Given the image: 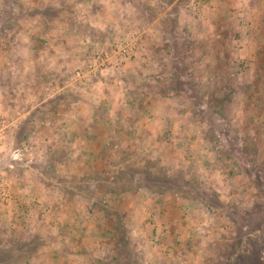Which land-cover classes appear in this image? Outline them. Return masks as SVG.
Listing matches in <instances>:
<instances>
[{"label":"rangeland","instance_id":"1","mask_svg":"<svg viewBox=\"0 0 264 264\" xmlns=\"http://www.w3.org/2000/svg\"><path fill=\"white\" fill-rule=\"evenodd\" d=\"M104 1L0 0V55L56 32L91 46L62 78L39 72L68 86L9 134L0 112V264H264V0H139L130 33ZM4 58V78L28 74Z\"/></svg>","mask_w":264,"mask_h":264},{"label":"crops","instance_id":"2","mask_svg":"<svg viewBox=\"0 0 264 264\" xmlns=\"http://www.w3.org/2000/svg\"><path fill=\"white\" fill-rule=\"evenodd\" d=\"M107 2H109V0L105 2L104 7H106ZM138 2L139 0H135V2H133V0H119V9L121 11L123 10V12L120 11V14H115L113 9L109 7L110 14H107L108 21L106 25H109V29L112 33L116 32V30H114L115 28H121L122 33L126 30H128L129 33L133 32L132 27L130 25H126L129 22L127 21L125 23L128 16H130L131 19L134 18L133 21L135 23L141 24L140 20H137V22L135 20V15H138L134 9L139 4ZM125 10H133L134 12H126ZM137 24H135V26H139ZM155 24L156 20L151 23V26L155 28ZM122 25H124V27ZM178 30L179 28H177L175 33L171 36V42L176 44L186 42V37H184L182 33L180 34ZM96 39L97 38H94L93 40L95 47H93V49H96L98 46ZM88 42H90L88 39L83 41V39H79V37L77 38L76 36L67 35L64 32H56L42 36L39 52H34L33 49H30V46V48H28L26 45V48H24L21 52H12L10 56L0 55L1 58L5 57L4 59H8L9 62L7 63V66L9 67L18 65L20 63L19 58L23 56L24 59L21 61L22 69L24 72L28 73L26 75H24L25 73L19 74V76L15 73L16 75L14 76V72H12L11 68L10 74H7V77L9 78H4L2 68L3 65L0 66V77L2 76L4 78H0V112H2L8 119V134L9 130L12 132L16 122L28 119L29 116H34V112H39V110L44 109V107L47 106L48 99L50 98V96L45 94L47 89L56 85L58 90H62L68 86V84L65 85V82L62 85H59V82H57L58 76L59 78H62V73L71 71V69L74 68L78 62H80V59L83 57V52L86 49L91 48V46L88 45ZM138 63L139 62L136 61L132 65L133 70L139 74L144 73ZM36 64L37 66H35ZM25 69L27 71H25ZM39 72L55 73L57 75V79L55 82L49 81L46 83H40L38 82ZM145 72H147V69ZM61 106H59L58 109H61ZM66 106L68 107V112L66 113L68 115L63 116L65 118L61 121V123H57L56 125V127L59 126L62 129V131H59L62 135L65 130H68L67 125L69 122L79 124L80 121L81 106L79 104H74L72 101H68ZM53 135L54 137L59 138L57 131Z\"/></svg>","mask_w":264,"mask_h":264},{"label":"built area","instance_id":"3","mask_svg":"<svg viewBox=\"0 0 264 264\" xmlns=\"http://www.w3.org/2000/svg\"><path fill=\"white\" fill-rule=\"evenodd\" d=\"M201 0H199L198 4L201 3ZM141 35H138L137 37L134 38V40H138ZM130 48L128 45H123V46H116L110 53L106 52L105 50L100 51L94 56L93 64L97 65V67L104 66L105 63L110 59V56H127L130 53ZM93 72L92 70H82L76 68L74 73H73V80L77 81L84 76L88 75L89 73ZM7 127V122L3 118V116L0 115V153L4 150V145H5V131ZM5 184L2 182L0 179V196L2 199L8 198V194L6 193V189H4Z\"/></svg>","mask_w":264,"mask_h":264}]
</instances>
